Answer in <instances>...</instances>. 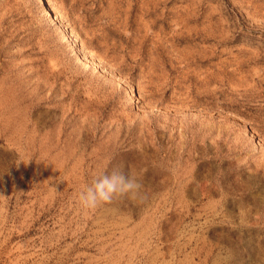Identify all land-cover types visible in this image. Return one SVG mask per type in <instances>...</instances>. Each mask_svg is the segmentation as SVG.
I'll return each mask as SVG.
<instances>
[{
  "label": "rangeland",
  "instance_id": "rangeland-1",
  "mask_svg": "<svg viewBox=\"0 0 264 264\" xmlns=\"http://www.w3.org/2000/svg\"><path fill=\"white\" fill-rule=\"evenodd\" d=\"M0 264H264V0H0Z\"/></svg>",
  "mask_w": 264,
  "mask_h": 264
},
{
  "label": "clouds",
  "instance_id": "clouds-1",
  "mask_svg": "<svg viewBox=\"0 0 264 264\" xmlns=\"http://www.w3.org/2000/svg\"><path fill=\"white\" fill-rule=\"evenodd\" d=\"M120 197H128L140 202L147 199L138 173L113 172L110 175L107 173L98 175L78 193L77 202L82 212L89 213L111 204Z\"/></svg>",
  "mask_w": 264,
  "mask_h": 264
},
{
  "label": "bare ground",
  "instance_id": "bare-ground-1",
  "mask_svg": "<svg viewBox=\"0 0 264 264\" xmlns=\"http://www.w3.org/2000/svg\"><path fill=\"white\" fill-rule=\"evenodd\" d=\"M36 1V0H35ZM41 1V0H40ZM52 11V10H51ZM53 13V12H52ZM47 15H49V14H47ZM56 20V19H55Z\"/></svg>",
  "mask_w": 264,
  "mask_h": 264
}]
</instances>
